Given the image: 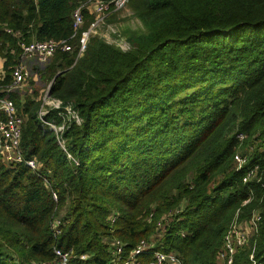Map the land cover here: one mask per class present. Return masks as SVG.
Masks as SVG:
<instances>
[{"label": "trees", "instance_id": "16d2710c", "mask_svg": "<svg viewBox=\"0 0 264 264\" xmlns=\"http://www.w3.org/2000/svg\"><path fill=\"white\" fill-rule=\"evenodd\" d=\"M86 2L0 0L1 85L22 44L66 41L73 51L58 49L41 77L82 120L63 133L64 151L40 127L38 101L9 95L39 170L0 159V264H51L55 249L106 264V241L129 250L162 220L156 249L218 264L236 215L255 211L257 231L232 264H252L251 254L264 264V0H131L142 27L131 49L93 36L75 62L82 30L74 36L72 15L88 17ZM47 119L60 125L63 114ZM240 149L249 160L236 171ZM254 166L260 183H242Z\"/></svg>", "mask_w": 264, "mask_h": 264}, {"label": "built area", "instance_id": "2783aa9c", "mask_svg": "<svg viewBox=\"0 0 264 264\" xmlns=\"http://www.w3.org/2000/svg\"><path fill=\"white\" fill-rule=\"evenodd\" d=\"M127 1L128 0H112L104 2L102 0H87V4L92 3V6L95 7L93 12L96 13L98 17L86 31L82 30L80 32L83 23L81 8H77L73 12L74 36L80 32L78 37V55L85 52L89 35L93 33V29L103 21L105 16L109 13L105 12L110 10L111 6H113L114 10H118L124 7ZM6 32L11 33L9 29L6 30ZM58 49L65 52L73 51L72 46L66 41L55 42L53 40H48L22 44L19 60L11 72V81L5 85H1L0 82V159L2 163L7 166L15 167L17 165H23L32 172H37L39 170V164L36 159L26 158L24 155L21 147L24 119L21 117L14 101L9 95L16 94L17 89L26 82L34 70L36 72L44 69L45 65L50 63L53 55ZM31 58H33V61L26 62L25 59ZM0 81H2V76H0ZM44 98L49 110L37 111V120L42 129L49 130L55 134L57 144L65 151L64 142L62 139H59L58 135H62L68 122L73 121L79 124L80 119L75 114L76 111L71 105L64 104L62 101L50 96V86H47ZM51 112H58L59 115L63 114V121L60 125L55 124L53 120L47 119V116ZM236 138L239 142H242L244 140V135L237 134ZM250 151H252V148ZM68 158L71 159L69 155ZM248 158L249 152L236 153L233 157L235 170L244 169L248 163ZM259 175L258 166L250 167L242 178V183L248 184L253 180L260 183ZM53 197L56 199L55 195H53ZM248 202L249 200L243 202L242 205ZM260 212L261 211L253 213L245 223L238 222L236 215L222 239V247L216 258L218 264H232L235 253L239 249L247 246L249 239L257 231V224L261 215ZM162 221L157 223L154 237H151L149 240H140L135 247L129 250H126L124 243L118 239L106 241L108 245L107 250L111 256L106 264H183L181 257L175 251L164 252L160 249H156V244L162 239L164 233L165 225ZM145 256H149V263H144ZM88 259L89 255L81 254L77 256L72 252H63L55 249L54 260L51 264H84ZM249 259L252 264H257L254 262L252 254L249 256Z\"/></svg>", "mask_w": 264, "mask_h": 264}, {"label": "rangeland", "instance_id": "374dc122", "mask_svg": "<svg viewBox=\"0 0 264 264\" xmlns=\"http://www.w3.org/2000/svg\"><path fill=\"white\" fill-rule=\"evenodd\" d=\"M129 2L131 0H128L124 7L114 10V8H111L105 13H108L103 21H101L94 29L93 33L89 35L90 37H99L102 38L106 43L114 45L118 47L120 50L127 52L131 49L130 42L128 40V36L133 32H139L141 30V24L138 21V19L134 16L133 12L131 11L129 7ZM85 7L83 9H88L89 16L84 19L83 17V23L80 28V31H86L91 27V25L94 23L98 15L93 12L94 8L92 6V3H85ZM92 19V22H90L89 26L87 28H84V25L88 22V20ZM88 38V41H89ZM88 44V42H87ZM84 52L81 55H78L76 53L75 56V62L80 59L83 56ZM26 62L33 61V58L31 59H25ZM3 60L0 59V76L4 75L3 71ZM48 64V63H47ZM46 64V65H47ZM45 65V67H46ZM35 69V68H34ZM44 69L36 71L35 70L31 73V76L26 80L25 83H23L16 91V95L20 96L21 98L24 97V95L31 96L34 101H38L39 103V110H49V107L46 105V100L44 98V93L47 89V86H50V83L42 79L41 73ZM75 114L78 116V114L75 112ZM80 119V118H79ZM71 123H74L73 121H70L67 123L65 129L62 132V135L64 131H66L69 128V125ZM82 123V120L80 119V123L76 124V126H80ZM62 135H58L59 139H62ZM64 142V140H63ZM65 145V143L63 144ZM65 147V146H64ZM251 149V147H250ZM249 149V150H250ZM240 149V152L241 153ZM259 211H255L253 213H256ZM252 213V214H253ZM251 214V216H252ZM250 216V217H251ZM247 221V220H246ZM240 223H245V221H242ZM244 226V224H243Z\"/></svg>", "mask_w": 264, "mask_h": 264}]
</instances>
